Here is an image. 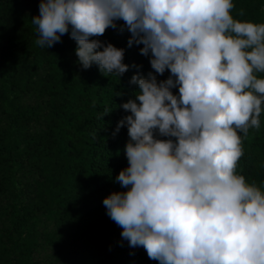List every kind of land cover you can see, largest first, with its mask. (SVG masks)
I'll list each match as a JSON object with an SVG mask.
<instances>
[{
	"label": "clouds",
	"instance_id": "obj_1",
	"mask_svg": "<svg viewBox=\"0 0 264 264\" xmlns=\"http://www.w3.org/2000/svg\"><path fill=\"white\" fill-rule=\"evenodd\" d=\"M233 7L232 0H39L30 20L43 49L67 33L82 69L95 64L117 78L128 71L125 49L97 39L106 28L126 29L127 46L141 45L148 58L151 70L136 65L128 79L134 99L120 103L127 114L112 133L127 129V165L114 177L125 190L102 204L128 246H142L158 264H264V191L236 172L238 131L259 128L264 111L257 75L264 23L234 19Z\"/></svg>",
	"mask_w": 264,
	"mask_h": 264
},
{
	"label": "trees",
	"instance_id": "obj_2",
	"mask_svg": "<svg viewBox=\"0 0 264 264\" xmlns=\"http://www.w3.org/2000/svg\"><path fill=\"white\" fill-rule=\"evenodd\" d=\"M232 2L234 19L264 23V0ZM38 3L0 0V264H158L128 246L102 204L125 190L114 177L127 165V129L112 133L127 114L120 103L134 99L128 79L136 65L151 70L148 58L127 46L126 29L106 28L97 39L125 49L128 71L82 69L67 33L50 48L36 44ZM259 120L246 136L238 131L236 172L264 191V111Z\"/></svg>",
	"mask_w": 264,
	"mask_h": 264
}]
</instances>
